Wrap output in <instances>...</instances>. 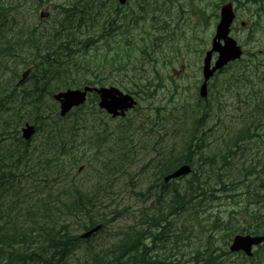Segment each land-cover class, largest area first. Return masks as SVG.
I'll return each mask as SVG.
<instances>
[{
  "label": "trees",
  "instance_id": "16d2710c",
  "mask_svg": "<svg viewBox=\"0 0 264 264\" xmlns=\"http://www.w3.org/2000/svg\"><path fill=\"white\" fill-rule=\"evenodd\" d=\"M54 1L57 6L52 14L39 17L36 23V18L28 21L25 17L19 0H0V264H218L224 256H231L227 241L224 250L205 249L188 261L172 262L170 250L164 246L169 240L167 218L185 211L197 191L205 193L202 186L209 182L213 168L219 165L215 174H222L228 159L243 147L241 141L264 142V58L245 53L219 72L228 76L222 82L225 87H218L214 77L215 83L208 88L204 103L215 96L213 101L219 109L220 98L228 96L234 101L229 106L234 112L230 120L244 124L225 138H229L225 150L210 151L213 148L205 147L198 136L204 113L198 114L194 127L181 132L172 129L166 141L168 150L152 152L153 158L143 155L146 160L150 157L144 167L151 165L156 170L152 178L148 176L154 183L147 185L145 193L135 195L144 200L157 195V206H149L146 210L153 212L141 221L145 228H131L108 250L95 251L83 247L90 239L82 240L75 230L86 232L97 225L102 226L101 231L105 228L106 217L99 214L97 205L109 195L114 175L123 170L115 169L129 157L117 156L116 165L101 161L98 169L93 168L95 182L87 190L78 180V170L84 171L87 157L95 161L102 157L100 150L111 136L118 134L115 145L125 139L123 136L132 145V136L118 128L102 135L96 132L95 122L106 115L97 109L95 94L63 118L52 97L86 86H117L139 102L152 103L161 87L160 80L153 85L160 74L155 66L143 68L148 58L155 61L153 48L158 45L146 43L138 32L142 14L150 6L147 0L138 2L136 8L129 6V1L125 6L117 0ZM252 2L256 4V0ZM39 6L29 12L35 14ZM260 13L257 10L255 28L260 26ZM154 20L160 18L154 16ZM26 71L29 74L23 79ZM217 88L223 92L216 93ZM27 123L34 126L39 138L33 144L20 136ZM184 164L192 171L182 189H170L175 182L158 185L161 178ZM227 190L231 191L232 185ZM168 191L172 199L163 208V195ZM244 198L238 213L239 230L264 236V185H248ZM156 242L168 254L167 261L154 252ZM263 249L260 247L251 258L238 254L236 264H264Z\"/></svg>",
  "mask_w": 264,
  "mask_h": 264
},
{
  "label": "rangeland",
  "instance_id": "374dc122",
  "mask_svg": "<svg viewBox=\"0 0 264 264\" xmlns=\"http://www.w3.org/2000/svg\"><path fill=\"white\" fill-rule=\"evenodd\" d=\"M141 1L129 0L128 5L136 8V4ZM147 1L150 2V6L142 14L138 32L146 43L155 42L158 47L153 48L155 61L148 58L143 69H152L155 66L160 75L153 85L160 80L161 87L154 93L156 96L149 104L139 102L133 96L137 105L128 111L124 118L111 120L106 117L104 120L100 118L95 122L96 132L100 135L116 128L125 133L128 131L132 136V145L125 136L123 141L119 140L115 145L118 134L111 136L109 143L100 150L102 157L96 161L87 157L84 171L78 173L79 182L87 190L95 182L93 168L98 169L101 161H105L108 165H116L118 157L122 155L129 157V160L123 161L122 167L115 169L123 170L114 175L112 178L114 185L111 186L109 195L102 203L100 202L99 207L97 205L99 214L106 217L105 228L83 244V247H93L95 251L108 250L131 228L134 230L145 228L141 221L144 215L153 212V210H146L149 206H157V195L144 200L137 197L135 193H145L147 185L152 183L148 176L152 178L156 170L151 165L148 168L144 167L145 163L150 157L153 158L150 155L153 154L152 152H162L170 148L166 141H169L168 133L172 129L175 128L181 132L186 128H192L195 120L200 117L198 114L204 113V119L197 132L198 136L202 137L205 147L213 148L210 151H218L225 150V137L231 136L243 127L242 120L233 122L230 120L234 112L229 106L234 101L228 96L220 98L219 109L213 101L215 96L211 97L207 104L199 101L198 97V88L202 80V60L210 49L214 25L218 21L217 15L223 3L231 2L236 13V21L230 36L243 48L244 53L258 54L264 58V0L263 9H260L258 4L247 2V0ZM19 2L22 5L21 11L28 21H35L36 18V23H38L40 11L52 14V9L57 6L54 0H19ZM36 4L40 6L32 15L29 10L35 9ZM257 10H261L260 26L255 28L253 23L258 21ZM154 16L159 17L160 20H154ZM241 23H244V26ZM251 35L253 40H249ZM227 77L226 73L216 76L218 87H225V83L222 84V82ZM214 83L215 80L210 82V84ZM114 87L126 94L119 87ZM220 90L221 93L223 92L222 88H217L216 93ZM37 141L39 138L34 136L31 144ZM258 142L256 140L244 142L240 151L228 159L223 173L219 176L215 174L219 168V165H216L212 170L214 173L209 174V182L206 186H202V191L204 190L205 193L198 194L201 190L197 191L196 198L186 205L185 211L179 210L175 215L167 218V222L170 223L169 240L164 246L167 251L170 250L168 254L172 262L188 261L196 257L197 251L202 253L205 249L208 252L224 250V242L231 241L235 235L245 234L239 230L241 223L238 213L245 201L247 186L264 185V142ZM95 143H99L97 139ZM144 154L150 157L146 160ZM219 163L218 159L217 164ZM189 177L175 182L170 189L173 187L182 189L185 181L190 179ZM107 178L105 175L104 179ZM128 181L134 187L131 188L130 183L127 184ZM160 184L161 181L158 185ZM230 185L232 190L228 191L227 187ZM163 196L164 200L161 203L165 208L166 201L170 203L172 199V192L168 191L167 196L165 194ZM115 211L119 213L114 217L111 216ZM224 226L233 230H226ZM75 233L82 234V231L75 230ZM156 247L154 252L167 261L168 254L163 253L162 245L156 242ZM257 251L259 249L255 252ZM203 256L206 257L208 254ZM217 263L236 264L238 261L236 256L231 255L224 256Z\"/></svg>",
  "mask_w": 264,
  "mask_h": 264
},
{
  "label": "water",
  "instance_id": "95a60500",
  "mask_svg": "<svg viewBox=\"0 0 264 264\" xmlns=\"http://www.w3.org/2000/svg\"><path fill=\"white\" fill-rule=\"evenodd\" d=\"M128 0H118L120 5H125ZM43 17V14H41ZM235 18L231 3L221 6L219 11V21L216 25L215 35L211 41V48L205 53L202 61V83L199 87V97L207 98V84L215 72L221 70L228 63L239 60L242 57V50L234 39L229 36L230 27ZM216 54V59L212 62V56ZM28 75L25 72L23 78ZM95 93L98 96V108L105 111L111 118L124 117L125 113L133 109L136 105L134 98L128 94H123L115 87L91 88L84 87L81 90H66L53 95V99L58 103L59 114L65 117L71 110L83 105L87 95ZM35 133L32 125L25 124L21 129V137L29 141ZM191 167L182 165L164 178V182L186 177L190 174ZM101 227L96 226L81 236L86 239L99 231ZM264 243V236L235 235L229 246L232 253L243 252L247 257L253 256V249Z\"/></svg>",
  "mask_w": 264,
  "mask_h": 264
},
{
  "label": "flooded vegetation",
  "instance_id": "af4514ba",
  "mask_svg": "<svg viewBox=\"0 0 264 264\" xmlns=\"http://www.w3.org/2000/svg\"><path fill=\"white\" fill-rule=\"evenodd\" d=\"M252 1H254V0H250V1H247V2H252ZM260 1V2H259ZM256 4H258V5H260V9H263V0H256ZM262 4V5H261ZM241 25H244L243 23L241 24ZM215 26L216 25H214V31H215ZM213 35H214V32H213ZM213 37V36H212ZM212 39V38H211ZM242 142V144H243V141H241ZM165 177V176H164ZM164 177L163 178H161L160 179V181L162 182V181H164Z\"/></svg>",
  "mask_w": 264,
  "mask_h": 264
},
{
  "label": "bare ground",
  "instance_id": "6f19581e",
  "mask_svg": "<svg viewBox=\"0 0 264 264\" xmlns=\"http://www.w3.org/2000/svg\"><path fill=\"white\" fill-rule=\"evenodd\" d=\"M260 2V1H259ZM261 11V10H260ZM28 76V75H27ZM24 79V78H23ZM26 79V78H25Z\"/></svg>",
  "mask_w": 264,
  "mask_h": 264
}]
</instances>
